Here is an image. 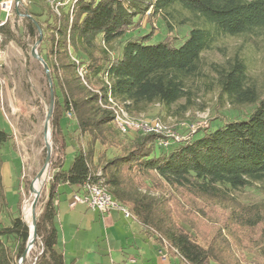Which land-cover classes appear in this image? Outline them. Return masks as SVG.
<instances>
[{"label": "trees", "instance_id": "obj_1", "mask_svg": "<svg viewBox=\"0 0 264 264\" xmlns=\"http://www.w3.org/2000/svg\"><path fill=\"white\" fill-rule=\"evenodd\" d=\"M46 1L37 0L39 10L27 16L41 28L37 33L28 21L52 79L62 160L36 218L33 264H67L57 247L54 197L60 184L83 193L87 183L104 186L166 251L165 259L249 264L255 252L264 259V201L237 196L256 186L264 193V90L238 49L229 55L221 45L230 37L257 45L264 37V0H70L59 13ZM144 25L149 31L139 34ZM159 26L162 40L149 43ZM180 26L188 28L187 38L177 46ZM0 29L15 39L6 22ZM215 50L222 60L204 59V52ZM214 90L218 103L250 110L193 134L188 124L179 125L178 139L122 132L115 123L117 106L133 116L151 107L186 111L199 93ZM63 119L65 126L75 123L70 139L76 152L68 169L62 168ZM8 137L0 128V145ZM5 216L10 218L0 168V264H18L29 227L21 213ZM228 238L252 245L245 248L251 252L247 262L231 253Z\"/></svg>", "mask_w": 264, "mask_h": 264}, {"label": "rangeland", "instance_id": "obj_2", "mask_svg": "<svg viewBox=\"0 0 264 264\" xmlns=\"http://www.w3.org/2000/svg\"><path fill=\"white\" fill-rule=\"evenodd\" d=\"M36 1L31 0L29 3L11 8L7 18L6 12L0 10V20L6 18L7 27L15 35V39H12L7 35L5 29H0L2 34L0 45V128L9 134L8 139L0 145L1 177L7 214L12 218L21 213L23 220L28 225L29 223L23 215V209L24 205L27 202L31 203L34 198L30 187L33 180L43 168L41 176L44 178V183L36 203V215L38 216L48 198L49 181L55 171V167L62 160V135L53 125V118L55 117V102L53 98L47 124L49 130L47 141L50 148L49 160L46 162L47 146L45 143L44 125L50 108V87L41 62L31 54L32 48L37 43L38 34L34 37L31 36L28 23L31 18L27 16V12L39 10ZM142 28L138 31L139 34L146 33L150 29L146 25ZM187 29L186 26H180L176 30V34L179 36L176 42L177 46L187 38ZM163 35L164 31L159 26L148 42L157 43L162 40ZM257 40L258 43L256 45L250 41L246 42L243 38L230 37L225 39L221 45L226 47L225 53L229 55L238 49L240 55L245 59L250 77L255 81L258 88L264 90V37ZM38 45L39 43L36 46L37 53ZM203 57L207 61H220L223 59L222 54L217 50L204 52ZM196 103L194 107L186 111H175L177 106L174 105L169 112L163 111L159 113L156 107H151L145 114L128 115L130 119L144 120L148 123L159 121L162 125L159 135L170 138L173 134L177 135L176 130L179 131V125L188 124L191 130L190 133L193 134L194 131L209 125L215 126L226 120L242 118L250 110V107L233 109L225 101L218 103L215 90L199 93ZM62 128L66 142L62 168L68 169L76 152V146L70 139L75 123L72 121L65 126L63 119ZM237 196L245 202L264 201V193L257 186L238 191ZM121 212L125 215L126 211L122 209ZM10 218L5 216L4 220L6 221ZM130 223L135 226V229L131 230L133 232L128 233L122 239L121 247L125 255L127 252H134L138 258V264H178V260L174 258H169L164 262L162 257L166 253L161 254L158 248L155 249L153 247L151 240L147 238L146 234L140 232V225L135 220L130 218ZM55 224L58 227L61 246L64 249L68 263L72 261L70 257H77V260L83 261L85 259L93 261L90 263L95 264L94 258H97L98 247L101 250H99L100 254H107V260H111L107 249L108 245H111V247L114 245L116 238L113 239L111 236H106L105 232L102 233V230H99V226L96 223L92 224L87 223L86 220L82 221L80 216L75 215V212L69 209L61 217L58 212ZM123 233V231H120L119 235ZM228 239L230 240L231 253H235V257L240 262H247L245 253H248V258H250L249 254L251 252H247L245 248L248 246L252 247V245L245 241L240 243L232 238ZM116 248H118V251L113 252V257L118 256V259H113L114 264H125L124 255L120 252V245H116ZM37 251H39V246L33 243L20 264H33L34 254ZM254 254L249 264H264V259L258 256L257 252ZM91 255H93V259H91ZM229 258L231 259V257Z\"/></svg>", "mask_w": 264, "mask_h": 264}, {"label": "crops", "instance_id": "obj_3", "mask_svg": "<svg viewBox=\"0 0 264 264\" xmlns=\"http://www.w3.org/2000/svg\"><path fill=\"white\" fill-rule=\"evenodd\" d=\"M76 193V190L74 187L69 186L67 184H60L57 188V194L54 197V204L56 205V209H57V215L55 217V220L58 216V212L60 214V217L62 216L63 213H67L69 211V209H72L75 212V215L80 216V218L82 219V221L86 220L87 223H92V224H97L99 227V230H102V233L105 232L106 236H111L113 239L116 238V240L118 241H114V245L111 247V245H108V255L110 256L111 260H107V254H100L99 252V247H98V253H97V258H94L93 255H91L90 257H92L91 259H95V264H109L111 262V264H114V260L113 259H118V256L113 257V252H117L118 248H116V245H120V252L122 253V255H124V262L125 264H138V258L137 255L134 252H130V253H126L124 250H122L121 247V243H122V239L124 237L127 236L128 233H132L131 230L135 229V226L131 225L130 223V218H132L133 220H135L139 225H140V232L143 234L145 233L143 230L142 225L133 217L131 216H126L122 214V209L120 208H113L111 209L109 212H107L106 214H101L99 211L88 207L85 204H81V203H77L74 207H70L69 203L72 200V196L73 194ZM63 198V199H62ZM62 199V200H61ZM121 210V211H120ZM58 230V227H57ZM120 231H123L124 233L122 235L120 234ZM126 235V236H125ZM147 238H149L151 240L150 237H148V235L146 234ZM65 238V235H64ZM66 239V238H65ZM110 244V243H108ZM151 244L153 245V247L155 249H157L155 247V245L153 244L152 240H151ZM57 247L62 250L64 256H65V252L64 249L61 246V242H60V237H59V230H58V243H57ZM139 249V248H137ZM161 254H165L166 251L164 249H159ZM101 251V250H100ZM139 252V250H137ZM165 251V252H164ZM121 255V256H122ZM105 258V259H104ZM72 259V261H67L66 257H65V261L67 264H91L90 262L93 261H88V260H77V257H70V260ZM163 261L165 262L167 259H165V255L162 257Z\"/></svg>", "mask_w": 264, "mask_h": 264}, {"label": "built area", "instance_id": "obj_4", "mask_svg": "<svg viewBox=\"0 0 264 264\" xmlns=\"http://www.w3.org/2000/svg\"><path fill=\"white\" fill-rule=\"evenodd\" d=\"M31 0H5L0 1V10L6 12V18L9 16L11 12V8L18 7L20 5L29 3ZM70 0H47L51 8L59 13L61 6L67 4ZM5 18V19H6ZM4 20H0V27L4 25ZM2 42V34L0 32V45ZM115 123L120 128L122 132H126L127 130H140V131H150L159 134L162 130V125L159 121H155L153 123H148L144 120H133L130 119L128 113L120 106H117L115 109ZM164 128V127H163ZM170 135V134H167ZM168 137V136H166ZM171 137L179 138L178 135H172ZM161 144L167 145V140H161ZM83 193H74L72 196V200L69 203L70 207H74L77 203L85 204L90 208H93L99 211L101 214H106L113 208H120L118 206L109 192L105 189L104 186L95 183H87L85 186ZM126 211V210H125ZM126 216H130L129 213L125 212Z\"/></svg>", "mask_w": 264, "mask_h": 264}, {"label": "water", "instance_id": "obj_5", "mask_svg": "<svg viewBox=\"0 0 264 264\" xmlns=\"http://www.w3.org/2000/svg\"><path fill=\"white\" fill-rule=\"evenodd\" d=\"M31 20L35 24L38 32L41 33L40 25L33 18H31ZM39 42H40V39L37 40L36 45L32 48L31 54H32V56L36 57L41 62L42 66H43V69L45 71L48 83H49V87H50V98H51L50 108H49V111H48V114H47L46 123L44 125V136H45V143H46V146H47L46 162H48V160H49V148L50 147H49V143L47 141V132L49 131L47 124H48V120H49L50 113H51V108H52V104H53L54 94H53V88H52V79H51V76H50V73H49L48 65L44 61V59L36 52V46H37V44ZM42 173H43V168L38 172L36 178L41 177ZM39 192L40 191H35V196H34L32 202H31L32 238L31 239L28 238L25 250H24L23 254L20 256V258L18 260V264H20L24 260L26 253L31 249V247H32V245H33V243L35 241V238H36V230H35V224H36V218H37V215H36V203H37V200H38ZM28 227H29V230H30V226L29 225H28ZM29 237H30V234H29Z\"/></svg>", "mask_w": 264, "mask_h": 264}, {"label": "bare ground", "instance_id": "obj_6", "mask_svg": "<svg viewBox=\"0 0 264 264\" xmlns=\"http://www.w3.org/2000/svg\"><path fill=\"white\" fill-rule=\"evenodd\" d=\"M48 137H49V131L47 132V138ZM43 183H44V178L42 176L35 178L33 180L32 184L30 186L32 188L31 191L33 193V196H35V191H40ZM23 215H24L25 220H27L29 223V226H30V230H29L30 231V237L29 238L31 239L32 238V221H31V217H30L31 216V203L27 202V204L24 205Z\"/></svg>", "mask_w": 264, "mask_h": 264}]
</instances>
